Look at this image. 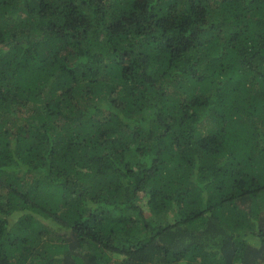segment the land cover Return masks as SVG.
Here are the masks:
<instances>
[{"label": "trees", "instance_id": "obj_1", "mask_svg": "<svg viewBox=\"0 0 264 264\" xmlns=\"http://www.w3.org/2000/svg\"><path fill=\"white\" fill-rule=\"evenodd\" d=\"M0 264H264V0H0Z\"/></svg>", "mask_w": 264, "mask_h": 264}]
</instances>
